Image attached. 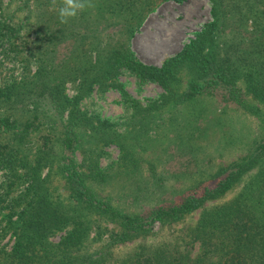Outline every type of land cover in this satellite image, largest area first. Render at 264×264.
<instances>
[{
  "label": "trees",
  "instance_id": "16d2710c",
  "mask_svg": "<svg viewBox=\"0 0 264 264\" xmlns=\"http://www.w3.org/2000/svg\"><path fill=\"white\" fill-rule=\"evenodd\" d=\"M155 1L107 0L99 7L109 18L86 10L62 24L61 0H21L27 10L21 20L0 18V40L26 54V72L0 87V238L12 239L8 248L0 246V264H264V120L262 137L247 154L197 178L180 173L182 186L167 196L166 178L156 175L159 156L145 160V172L135 157L137 139L156 113L170 115L176 152L192 157L203 130L196 123L202 110L193 106L201 95L220 90L223 102L251 114L258 108L248 98L264 105V0H210V20L159 66L142 63L113 38L130 35ZM248 14L256 17L249 37L239 27ZM24 28L32 40H18ZM120 72L161 92L141 103L116 80ZM67 82L74 85L71 96ZM108 86L128 113L124 131L79 107L90 92ZM109 143L120 151V173L99 164ZM123 175L120 205L95 190ZM239 184L234 196L218 202ZM195 211V220L185 221Z\"/></svg>",
  "mask_w": 264,
  "mask_h": 264
},
{
  "label": "rangeland",
  "instance_id": "374dc122",
  "mask_svg": "<svg viewBox=\"0 0 264 264\" xmlns=\"http://www.w3.org/2000/svg\"><path fill=\"white\" fill-rule=\"evenodd\" d=\"M106 1L93 0L94 7L87 9V13L93 15L96 12L100 13L102 11L103 15L109 18L112 13L99 7L103 3H106ZM0 4V13L3 15L0 18L5 15H13V19L19 21L27 14V10L19 6L21 0H0ZM210 5V0H185L181 3H176L172 0H156L154 5L142 14L137 28L130 35L115 34L113 38L124 40L125 44L128 45L129 49L142 63L159 66L164 59L175 54L184 43L192 38L193 34L199 31L205 22L210 20ZM259 21L263 26L264 16H261ZM254 23H256V17L253 14H248V20H246L244 25L239 27L240 29L245 28L248 31L249 37V32L255 30L252 27ZM25 30L26 28L20 31V39L18 40L27 38ZM109 30L115 29L111 28ZM27 39L32 40V34H29ZM18 49L21 50L20 48ZM57 50V55L61 56L65 49L63 46H60ZM24 52V50L18 53L13 52L9 49L6 42L0 40V87L12 80L18 81L26 72L23 68L24 61L21 60V57H25L26 55ZM28 71L30 73L34 71V61L32 58L29 60ZM116 80L130 97L141 103L156 98L161 92V88L157 84L138 83L127 72H120ZM182 81L184 84V77H182ZM64 92L68 96L73 95L74 85L67 82ZM213 93V96L210 95L212 97L207 94L201 95L197 99V102L193 104L194 108L202 110L196 123L200 129H203V135L201 134V136L193 140L196 150L192 151V157L189 154H178L176 152L177 140H175V135L177 134H175L174 129L168 124L170 115L167 112L156 113L154 122L148 126L144 134L140 135L138 133L140 135L139 139L136 138L138 146L135 147V157L140 159L138 166L145 172V169H143L144 167L146 168L145 160L147 158L154 159L156 156H159L155 161V170L156 175H161L164 179L166 178L164 185L168 189L165 196L168 195L170 189L173 190L180 187V185L182 186L181 183L184 179L180 177V173H189L192 178H197L199 172H213L219 166L247 154L262 137V124L264 120V116H262L264 114L263 104L248 98L249 102L258 108L255 114H251L235 108L229 102H223L220 99V90H215ZM79 107L87 113L97 114L108 121L116 122L119 131H124L126 127L129 128L125 124L128 113L124 110L119 92L114 87L108 86L103 91L90 92L80 101ZM189 110L190 107L186 109V111ZM33 139L34 137L32 136ZM145 141H148V143L140 150L139 143ZM84 144V146H91L86 142ZM101 151L99 156L100 166L109 167L113 172L120 173L123 169L117 166V160L120 155L117 146L109 143L101 147ZM80 152L79 149L75 151L77 162L81 159ZM115 163L117 164L115 165ZM3 174L0 168V191L4 181ZM127 181V175H123L117 177V179L114 178L106 184L99 185L95 190L98 191L100 188L99 193L101 196L106 195L112 201H116L114 204L120 205L123 203L121 202L123 200L121 194L126 193V189L124 188H126ZM55 184L57 187L56 191H59L61 188L57 184V180ZM22 187L18 185L14 193H17ZM240 187V184L235 185L218 202L225 201L234 196ZM116 198H120V200L117 201ZM196 217L197 212L195 211L185 221L193 222ZM176 227H179V225H176ZM60 234L61 232L55 233L50 237V240L56 241ZM11 242L12 239L8 234L0 238V246L8 248Z\"/></svg>",
  "mask_w": 264,
  "mask_h": 264
},
{
  "label": "clouds",
  "instance_id": "9594fccd",
  "mask_svg": "<svg viewBox=\"0 0 264 264\" xmlns=\"http://www.w3.org/2000/svg\"><path fill=\"white\" fill-rule=\"evenodd\" d=\"M55 5L56 0H52ZM94 7L93 0H61L58 8V17L62 24H67L71 19L77 17L80 12Z\"/></svg>",
  "mask_w": 264,
  "mask_h": 264
}]
</instances>
